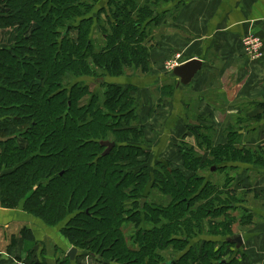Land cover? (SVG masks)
I'll return each mask as SVG.
<instances>
[{
  "label": "trees",
  "instance_id": "16d2710c",
  "mask_svg": "<svg viewBox=\"0 0 264 264\" xmlns=\"http://www.w3.org/2000/svg\"><path fill=\"white\" fill-rule=\"evenodd\" d=\"M171 1L108 0L95 17L102 0H0V31L12 30L0 47V204H24L49 227L75 215L77 227L62 236L98 264H237L227 240L256 225L241 207L248 196L263 200L253 186H235L237 169L264 166V145L230 146L243 142L240 127L226 144L199 130V147L177 144L181 168L169 158L146 166L138 87L109 80L147 76L152 27ZM105 141L116 144L108 156ZM22 234L37 246L31 229Z\"/></svg>",
  "mask_w": 264,
  "mask_h": 264
},
{
  "label": "crops",
  "instance_id": "0c3cea01",
  "mask_svg": "<svg viewBox=\"0 0 264 264\" xmlns=\"http://www.w3.org/2000/svg\"><path fill=\"white\" fill-rule=\"evenodd\" d=\"M107 2L102 0L98 10ZM160 13L161 32L152 49L151 71L143 79L131 75L109 81L116 85H136L147 113L153 107L154 93L151 92L160 89L156 94H159L161 109L166 112L165 125L160 126L163 136L152 143L159 142V147L164 150L162 156L181 168L176 148L180 140L191 144L188 140L194 137L199 142L201 138L195 134L206 127L216 131L215 145L228 142L227 137L220 136V131L239 127L242 140H247L251 121L255 122L252 129L257 134V145H264V46L261 59L247 57L241 46L242 38L250 31L264 43V0H172L162 5ZM177 53L182 54L184 61L199 59L203 62L202 69L186 88L179 87L178 81L170 78L171 72L164 70L165 62ZM170 88L171 92L168 91ZM147 125L148 121L145 122ZM149 129L153 133L154 128ZM261 136L263 139L260 140ZM256 170L259 174L256 189L263 200L258 199L254 208L252 205L241 207L254 213L262 223L239 231L238 235L244 239L243 247L237 249L232 245L237 264H264V166ZM19 223L33 231L38 242L36 247L24 241L22 235L13 236L18 230L13 232L11 227L16 224L20 231ZM1 226L9 231L0 233V264L42 263L43 243L45 263L57 264V257L68 256L72 247L63 236L57 240L48 237L42 225L24 212L10 217L0 214ZM48 240L52 246H47ZM78 251L75 261L70 260L71 264H98L87 251Z\"/></svg>",
  "mask_w": 264,
  "mask_h": 264
},
{
  "label": "rangeland",
  "instance_id": "374dc122",
  "mask_svg": "<svg viewBox=\"0 0 264 264\" xmlns=\"http://www.w3.org/2000/svg\"><path fill=\"white\" fill-rule=\"evenodd\" d=\"M99 4H101V3H99ZM97 8H98V6L97 7H94V9L92 11V14H94L95 17H96V10H97ZM152 29H153L154 36H155L154 38H156L157 36H160V32H161V21L155 23L154 26L152 27ZM173 30H175V29H173ZM254 33H255L254 31H252V32L250 31L249 33L245 34V36L241 40V46H242V48L244 47V45H242L243 39H246L247 37H249L250 35H252ZM11 34H12V30L0 31V47L9 46V44L7 43L8 42L7 36H10ZM75 35H76V33H74V36ZM97 36H99L98 38L101 39V35L98 34V35H96V37ZM256 36H258V35H256ZM260 39H261V37H260ZM262 43H263V40H262ZM263 46H264V43H263ZM10 48H13V47L11 46V47H9V49ZM243 52H244V54L246 53L245 52V49H243ZM150 56H152V52L150 53ZM247 57H249V56L247 55ZM176 58L180 59L179 61H181V62H183L185 60L184 57L182 56V54H180V53L175 54L174 57H172L169 61L165 62V64H164V67H165L164 70L166 72H172L173 71V70H169L168 63L170 61L173 62V60H176ZM129 70H126L125 69V71H127V72ZM150 71H151V67H150ZM127 76L128 77H131V75H127L126 74V75H123V76H115L114 78L125 79V78H128ZM135 77H138V78H141V79L145 78V76L139 75V73L134 74V78ZM100 88H101V86H100ZM159 91H160V89H158V90H156L154 92L153 91L151 92V93H154L153 94V107H152V110H150L148 113L146 112V108H145V105H144V102H143L142 98H140V96H138L139 95L138 94L139 93V89H138V92L135 93L136 94V108H138L137 109L138 115H137L135 121L137 122V125H138L139 128L142 127L145 130L144 131V134L145 135L142 138L144 141L141 143V145H145V147H147V149H150L151 150V158H150V160H148L146 162V166L148 165V167H150V169H152V168L154 169L159 160H164L165 162H169L170 161V159L168 161V157L167 156H165V157H167L166 158L167 160L162 156V152L164 150H162V148L159 147V142H157L156 144L152 143V141H156L157 139H160L163 136V135L161 136V134H162V131L161 130L162 129H160V126L163 127L165 125V121H163V118L165 117L166 112L164 111V109H161L162 104H161V102H159V98H158L159 97V94L158 95L156 94ZM161 94H162V92H161ZM193 116L194 115H192V117ZM147 121H148V125L145 126V122H147ZM161 121H163V123H161ZM194 122L198 125L197 120L194 121ZM133 124L134 123L132 122V125ZM154 124H155V126H154ZM254 127H255V122L254 121L249 122V128H250V130L246 134L247 140H243V142H239V140H238L239 143H237L233 139V142L231 143L230 146H232L236 150H239L241 148V146L242 147H248L249 150H251L252 153L257 152V140H256L257 134H256L255 129H252ZM149 128H154L153 133H150V129ZM217 132H219V131H217ZM220 132H221L220 136H222V138H225L228 135V133H229V131H226V130L225 131H220ZM201 133H203L209 140H213L214 137H215L216 131H212V130L211 131H205L204 130V131H201ZM111 137H109V138L111 139ZM155 137H156V139H155ZM157 137H159V138H157ZM197 137H199V135H197ZM261 139H263V136H261L260 140ZM189 141L191 142V144H193L194 142H196V145H198V147H199V142L196 141V139H194V137L191 138V139H189L188 142ZM178 143L180 144V146L183 144V142L181 140ZM216 145H219V144H216ZM176 148H177V145H176ZM202 148H207V147H204L203 146ZM228 148H230V147L228 146ZM228 148H227V152L226 153H229L230 152V150H228ZM205 150L206 149L200 150V154L202 155L205 152ZM202 151H204V152H202ZM178 152H179V150H178ZM207 154H208L207 152L204 153L205 156H207ZM115 157H118V156L115 155ZM143 159L144 158H142L141 160H143ZM257 167H259V166H252V165H250V166L247 165L246 166V165H243V168L242 169H240V170L237 169L236 174L238 175V179H235V186L237 187L238 185H241L242 184V185H246L248 187H252L253 186L252 188H255L256 189V187H257V184L256 183L258 182V178H259V174L256 173V171H257L256 168ZM141 168H144V166H139L138 167V169H141ZM226 174H230V171H226L224 175H226ZM218 175H221V173L219 172ZM208 177H210V175H208ZM153 179L154 178H152V181H153ZM217 181L220 182L222 180H217ZM48 182H50V180H48L47 183ZM36 192H38V191L36 190ZM248 199L250 200L249 201V204L255 207L256 206V202H254V198L252 197L251 194L248 196ZM17 212H21V213L24 212L26 215H28V213H26L24 211V204H21L18 209H7V208H3L1 206V204H0V214H2L3 216L6 215V217H10L12 215H17ZM234 213L238 217L239 212H234ZM74 216L71 215V216L67 217L66 219H64L63 221H61L60 223H58L55 227L45 226L43 223H41V221L36 220V219H35V223L42 225L41 227L43 228L44 233L48 237H56L55 240H57V238H59V237L62 236L61 229L64 226H66L67 224L74 225L75 227H77V224H72V223L70 224V222L72 221V219L74 218ZM28 217H31V216L28 215ZM255 223H256V225H258V224L262 223V221L260 219L256 218ZM19 224H21L20 231H19L18 227L16 226V224H14V228L11 227L12 228L11 231H13V232H14V230H18V231H15V232H17V234L13 235L15 237H20V235L23 236L22 233H23V230H24L25 227L22 226L23 223H19ZM8 231H9V229H7L5 227H2V226L0 227V233L6 234V233H8ZM124 231H125V229H124ZM128 234H129V232L126 233V231H125V237L128 236ZM48 241L50 243L47 242V246H49V245L52 246L51 245V241L50 240H48ZM72 247H71V249H72ZM61 248H63V247L61 246ZM52 249L54 250L53 247H52ZM78 253H79V251H78ZM65 257H66V255H64L63 257H61V260L62 259H65ZM41 258H42V263H39V264H47V263H45V257L41 255Z\"/></svg>",
  "mask_w": 264,
  "mask_h": 264
},
{
  "label": "water",
  "instance_id": "95a60500",
  "mask_svg": "<svg viewBox=\"0 0 264 264\" xmlns=\"http://www.w3.org/2000/svg\"><path fill=\"white\" fill-rule=\"evenodd\" d=\"M70 27L67 29L65 36L70 33ZM203 62L199 59H192L187 61L176 68L171 72L170 78L178 81V86L182 88H186L192 84L194 78L198 74V72L202 69ZM101 146L105 148L103 156H108L109 153L115 148L116 144L110 141L101 142ZM145 203V200L142 201V204ZM228 244L234 245L237 249L243 247L244 239L242 235H236L227 240ZM78 255V249L72 248L70 252H68V256L71 261H75Z\"/></svg>",
  "mask_w": 264,
  "mask_h": 264
},
{
  "label": "built area",
  "instance_id": "2783aa9c",
  "mask_svg": "<svg viewBox=\"0 0 264 264\" xmlns=\"http://www.w3.org/2000/svg\"><path fill=\"white\" fill-rule=\"evenodd\" d=\"M255 34V33H254ZM252 34L246 39H243L242 45H244L243 49H245V54L248 55L252 59H261L263 56V43L260 37L256 36L257 34ZM180 59L176 58L173 62L168 63L169 70H174L176 66H179L186 61H179Z\"/></svg>",
  "mask_w": 264,
  "mask_h": 264
}]
</instances>
